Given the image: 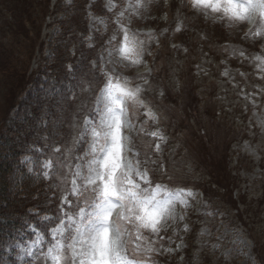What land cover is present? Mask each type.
Masks as SVG:
<instances>
[{
    "label": "snow or ice",
    "instance_id": "1",
    "mask_svg": "<svg viewBox=\"0 0 264 264\" xmlns=\"http://www.w3.org/2000/svg\"><path fill=\"white\" fill-rule=\"evenodd\" d=\"M151 3L105 0V16L89 12L94 31L99 32L95 25L107 31L111 23L113 34L103 41L95 59L81 53L78 66L66 65L67 79L53 78L41 89L43 114L37 124L51 131L40 137L42 147L34 142L29 145L30 151L42 153L44 159L37 163L25 156L24 161L29 165L28 173H33L31 165L37 164L36 179L48 181V202L54 200L56 208L54 215L41 217L51 224L52 239L46 246L41 248L44 237L31 224L28 227L35 232V239L26 245L14 244L13 251L20 250L18 259L31 258L25 264H157L156 256L172 251L163 247L161 241L166 236L162 233L172 228L175 234L180 224L184 232L189 231L185 221L199 193L168 174L167 165L160 159L161 145L167 143V137L158 127L151 131L146 127L149 121L158 124L160 119L145 97L151 74L145 56L151 54V43L159 41L155 31L133 28V23L144 18ZM186 3L205 16L249 25L245 38L264 39V0ZM175 30H181L179 24ZM85 39L88 48L94 49V36ZM239 55L244 57V50H239ZM253 60L264 79V55L256 54ZM141 66L146 73L130 76L121 71ZM222 75L228 77V70ZM242 95L255 109L256 98L264 95V89L247 94L242 90ZM50 99L55 100L54 114L44 106ZM52 115L54 119H46ZM141 116L145 118L142 122ZM257 124L264 130V118L258 117ZM143 137L151 139L145 143ZM245 147H250L247 142ZM28 211L39 215L35 209ZM201 214L214 217L218 212L205 206Z\"/></svg>",
    "mask_w": 264,
    "mask_h": 264
},
{
    "label": "rangeland",
    "instance_id": "2",
    "mask_svg": "<svg viewBox=\"0 0 264 264\" xmlns=\"http://www.w3.org/2000/svg\"><path fill=\"white\" fill-rule=\"evenodd\" d=\"M62 1L68 2L0 0V62L10 52L20 56L21 76L26 71L32 77L43 71L42 62L51 52L50 40L56 32L52 16L58 6L62 11ZM90 1L94 0H82L88 10L84 5L87 12L84 15L80 11V18H85L89 33L96 38L95 49L101 52L114 25L109 23L107 31L95 25L99 32L94 31V21L88 14L105 16V0H97L98 13L89 8ZM177 24L180 31L175 30ZM133 28L153 30L159 41L151 43V54L145 56L147 69H151L145 97L160 119L158 124L149 121L146 127L150 131L158 127L167 137V143L161 145L160 159L167 165L168 174L199 193L185 221L189 231L184 232L180 224L175 234L172 228L162 233L166 236L161 241L163 247L172 251L156 256L157 264H226V257L227 264H254L261 244L264 250V130L257 124L258 117L264 118V95L257 96L258 107L254 109L242 90L247 94L264 89V79L253 60L256 54L264 55V39L245 38L249 25L230 24L226 19L197 13L186 0L184 6L181 0H152L144 18L136 20ZM241 49L244 57L239 55ZM147 69L141 66L121 71L135 76ZM226 69L228 77L222 75ZM144 119L140 117L141 122ZM142 139L146 143L151 138ZM134 141L143 150L135 136ZM245 142L250 147L246 148ZM212 162L217 171L226 166V174L235 179L230 188L232 196L219 190L213 181ZM205 206L218 214L202 215ZM34 239L7 242L0 264L31 260L27 256L18 259L20 250L13 251V246Z\"/></svg>",
    "mask_w": 264,
    "mask_h": 264
},
{
    "label": "trees",
    "instance_id": "3",
    "mask_svg": "<svg viewBox=\"0 0 264 264\" xmlns=\"http://www.w3.org/2000/svg\"><path fill=\"white\" fill-rule=\"evenodd\" d=\"M97 3V0H94L91 6L89 5L96 13L98 12L95 9L99 10ZM60 4L62 11H59L58 6L52 16L56 32L50 40L49 58L46 57L49 66L44 58L43 71L33 77L26 71V74L21 76L20 56L7 52L8 49L4 51L9 54L8 57L5 55L6 60L0 62V262L4 253L2 247L7 242H25L35 237V232L29 229L28 224L43 235L44 245L52 239L51 224L41 217L54 215L56 202H48L51 196L48 181L36 179L37 164H32L33 173H28L29 165L24 161L25 156L31 157L37 163L44 159L42 153L30 151L29 145L34 142L36 147H42L44 141L40 137L48 135L51 131L50 128H42L37 124L43 114L39 100L43 96L41 89L53 78L67 79L66 65L78 66L82 59L81 53L87 55L89 60L96 58L100 53L95 48H88V41L85 39L92 35L86 27L85 18H80V11L85 12V15V7L88 10L87 2L82 4V0H71L70 3L62 1ZM45 72L47 78H42ZM54 104L55 100L51 99L44 102V106L53 114L56 111ZM54 118L55 115L46 117ZM209 165L212 167L211 175L218 189H223L226 195L232 196L230 188L235 179L226 174L227 167L225 166L223 171H217L213 162ZM29 209H35L39 215L30 214ZM262 246L263 244L256 250L257 260L254 264H264Z\"/></svg>",
    "mask_w": 264,
    "mask_h": 264
}]
</instances>
